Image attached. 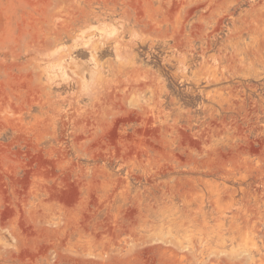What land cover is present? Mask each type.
<instances>
[{"label": "rangeland", "instance_id": "374dc122", "mask_svg": "<svg viewBox=\"0 0 264 264\" xmlns=\"http://www.w3.org/2000/svg\"><path fill=\"white\" fill-rule=\"evenodd\" d=\"M0 264H264V0H0Z\"/></svg>", "mask_w": 264, "mask_h": 264}]
</instances>
